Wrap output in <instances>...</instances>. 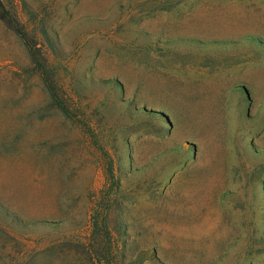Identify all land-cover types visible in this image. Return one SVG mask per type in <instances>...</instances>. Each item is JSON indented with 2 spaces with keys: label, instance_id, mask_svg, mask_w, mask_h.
Segmentation results:
<instances>
[{
  "label": "rangeland",
  "instance_id": "obj_1",
  "mask_svg": "<svg viewBox=\"0 0 264 264\" xmlns=\"http://www.w3.org/2000/svg\"><path fill=\"white\" fill-rule=\"evenodd\" d=\"M0 264H264V0H0Z\"/></svg>",
  "mask_w": 264,
  "mask_h": 264
},
{
  "label": "bare ground",
  "instance_id": "obj_2",
  "mask_svg": "<svg viewBox=\"0 0 264 264\" xmlns=\"http://www.w3.org/2000/svg\"><path fill=\"white\" fill-rule=\"evenodd\" d=\"M175 198H176V197H175ZM175 198H174V199H175ZM177 198L179 199V197H177ZM175 200H176V199H175ZM173 201H174V200H173ZM177 203H178V201H177Z\"/></svg>",
  "mask_w": 264,
  "mask_h": 264
}]
</instances>
